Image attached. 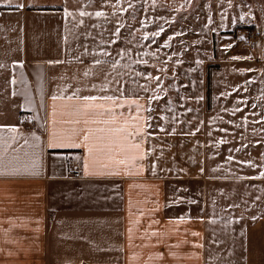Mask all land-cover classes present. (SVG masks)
<instances>
[{
	"label": "crops",
	"instance_id": "0c3cea01",
	"mask_svg": "<svg viewBox=\"0 0 264 264\" xmlns=\"http://www.w3.org/2000/svg\"><path fill=\"white\" fill-rule=\"evenodd\" d=\"M156 1L0 0V264H264L263 69L171 118Z\"/></svg>",
	"mask_w": 264,
	"mask_h": 264
},
{
	"label": "rangeland",
	"instance_id": "374dc122",
	"mask_svg": "<svg viewBox=\"0 0 264 264\" xmlns=\"http://www.w3.org/2000/svg\"><path fill=\"white\" fill-rule=\"evenodd\" d=\"M159 4L160 77L165 94L172 95L170 117L186 118L198 126L206 109L212 116L219 109L218 98L226 91L217 92L222 78L217 74L223 67L236 66L235 57L245 71L236 74V70L224 69L225 84L232 79L239 88L249 83L244 80L246 70L254 65L264 72V0H159ZM253 32L260 33L262 40L251 50L248 37ZM169 57L174 58L175 64H170L176 68L172 80V73L164 71ZM263 82L264 78L258 83ZM168 84H174L175 90L169 92Z\"/></svg>",
	"mask_w": 264,
	"mask_h": 264
},
{
	"label": "built area",
	"instance_id": "2783aa9c",
	"mask_svg": "<svg viewBox=\"0 0 264 264\" xmlns=\"http://www.w3.org/2000/svg\"><path fill=\"white\" fill-rule=\"evenodd\" d=\"M261 40H262V35L258 32H253L248 37V48L251 50L256 49L259 46Z\"/></svg>",
	"mask_w": 264,
	"mask_h": 264
},
{
	"label": "snow or ice",
	"instance_id": "6c2138e0",
	"mask_svg": "<svg viewBox=\"0 0 264 264\" xmlns=\"http://www.w3.org/2000/svg\"><path fill=\"white\" fill-rule=\"evenodd\" d=\"M19 7L20 8H23L24 7V5H19ZM83 14V13H82ZM71 15V14H70ZM96 15L97 16H102V15H104V13H102V12H97L96 13ZM97 63H99V61H97ZM156 79H159V77H156ZM87 99H91V100H95V99H97V97H88ZM103 99H106V100H112L113 99V97H104ZM134 103H135V101H134ZM102 107V106H101ZM85 139L87 140L88 139V137H85ZM53 146H55V145H53ZM134 147H139V145H134ZM91 151H92V149L91 148H89V152L91 153Z\"/></svg>",
	"mask_w": 264,
	"mask_h": 264
}]
</instances>
